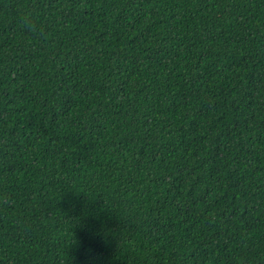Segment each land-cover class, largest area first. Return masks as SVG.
<instances>
[{"label":"trees","instance_id":"16d2710c","mask_svg":"<svg viewBox=\"0 0 264 264\" xmlns=\"http://www.w3.org/2000/svg\"><path fill=\"white\" fill-rule=\"evenodd\" d=\"M0 264H264V0H0Z\"/></svg>","mask_w":264,"mask_h":264}]
</instances>
